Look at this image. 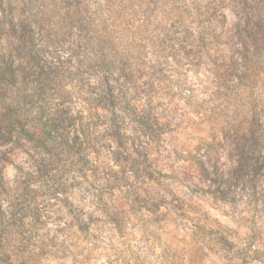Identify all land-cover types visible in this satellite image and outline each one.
Instances as JSON below:
<instances>
[{"label": "clouds", "instance_id": "1", "mask_svg": "<svg viewBox=\"0 0 264 264\" xmlns=\"http://www.w3.org/2000/svg\"><path fill=\"white\" fill-rule=\"evenodd\" d=\"M0 264H264V0H0Z\"/></svg>", "mask_w": 264, "mask_h": 264}]
</instances>
